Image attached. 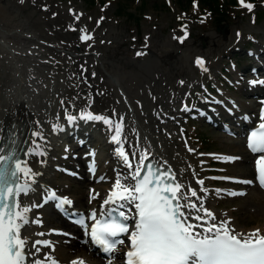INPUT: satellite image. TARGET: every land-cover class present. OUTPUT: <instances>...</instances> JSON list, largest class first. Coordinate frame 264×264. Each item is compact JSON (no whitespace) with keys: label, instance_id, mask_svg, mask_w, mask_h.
I'll list each match as a JSON object with an SVG mask.
<instances>
[{"label":"bare ground","instance_id":"6f19581e","mask_svg":"<svg viewBox=\"0 0 264 264\" xmlns=\"http://www.w3.org/2000/svg\"><path fill=\"white\" fill-rule=\"evenodd\" d=\"M6 1L11 3L10 0H0V130H2L5 137L9 135L15 136L20 142L22 149H27L31 146L33 139L31 132L37 129L43 133L48 142L45 157L33 156L28 158L30 165L42 173L38 178L36 190L28 197L29 202L40 203L45 190H56L57 194L61 197L67 195L74 204L72 209L78 208L81 211L80 213H83L82 211L85 208L86 214L95 208H97V211H100L101 203H103L112 189L117 172L127 171L115 154L111 156L104 152V145L116 146L110 142V133L106 130V126L102 122H86L83 120H78L74 126H67L65 120L66 108L74 115H79L81 110H91L94 114H103L105 116H110L112 110L115 109L117 119L120 115H124L125 117L124 135L127 136L128 141L133 146L136 143V135L133 132V129H135L139 132L142 145L144 144V138L147 137L148 143L152 145V152L155 154V157L158 160L167 161L168 166H171L177 172L178 178L186 182V179H189L187 184H190L192 188L196 189L198 194L204 195V193L199 191V185L191 178L192 174L187 171L184 165L187 163V160H191L193 165L191 166L190 172L197 170L193 153L187 149L185 152L176 151L169 146L170 142H168L170 135L176 133L175 136H177V130L171 126L178 127L181 121L180 116L185 115L186 111L184 108H180L181 111L178 110V113L173 115V117L165 111H160L155 100L165 110L166 108L164 107H169V104L175 101V96L168 97L171 101L164 96L163 98L161 94L166 90L164 89L163 91V88L159 86H152L151 81H155L156 79L152 80L147 75H144V73H142L144 75L143 78H146L144 81L148 84L146 90L144 88L145 86L139 83L140 80L138 78L131 77L132 73L130 76H124L126 73L119 72V68L116 67V62L123 63L122 67L127 66V64L137 60L133 57V54H130L131 56L129 55V57L125 53L117 55L114 49L111 50L107 46L111 40H103V46H101L100 40L97 41L100 36L98 34L99 31L94 32L92 34L93 39L87 42H83L81 39V36L84 35L83 32L77 35V40L71 38L69 36V29L72 25L79 23L82 25L86 24L81 22L80 19H75L80 14L77 10L74 12L66 9L64 12L61 9L51 6L49 10L42 11L38 16L37 20L39 21H35L32 24L33 26L35 25V30H33L30 28L32 26L29 24L30 22L27 23L30 15H27V21H24L25 19H22V13H18L17 15H14L11 11V13H7L4 10L9 5ZM41 4L45 5L46 3L41 2ZM58 25L61 28H58ZM112 32L101 36V38L107 37V39H110V35H113ZM147 42L143 44V48L147 51L149 49L150 52L157 54L155 56H158L162 61H165L166 58L174 54V51L171 49H165V47L160 48V44L153 42L152 39L151 43L148 42L146 46ZM256 44L258 45V42ZM259 45H262L261 47L263 48L258 49V51L251 50L249 54V58L255 61L253 69L249 72L250 64H247L244 67L245 72L241 68L242 79L238 78V80H235V83L238 84V92H241L243 95L258 96V91L264 88V85H260L259 83L255 85L250 83L255 80L251 78L252 75L262 73V69L264 68V61L261 59V57H264V41H260ZM259 45L257 47H260ZM111 47L114 48V45ZM111 57L113 59L108 61V58ZM205 63L208 64L206 61ZM173 64L175 65V63ZM140 65L138 68L143 69L144 65ZM152 65H155V63H152ZM92 67L97 72L94 78L92 76V72H94ZM209 67H211V61L209 62ZM83 69H86V71ZM182 72L189 74L186 69H183ZM155 74L157 72L153 75L155 76ZM166 75L168 74L163 70L160 76L164 77ZM248 76L250 77L248 78ZM101 78L104 80L100 81ZM186 83L188 82L184 81L183 85H186ZM196 84L191 82L192 86ZM162 85L165 88V83H162ZM170 85L166 86L168 88L167 92L171 88ZM57 96L59 97L56 98ZM175 98L177 99V97ZM62 101L63 103H61ZM137 101H140L139 105L136 103ZM214 101L217 102L211 108L205 109L203 113L199 114L201 120L217 121L216 123H220V115L225 118L228 117L229 119L233 115H238L242 119L243 115L248 114L246 117H249V119L240 120L238 127L246 120H253V115L251 114L253 109L247 102L240 100L237 95L231 96L228 100ZM153 108L157 109L154 110ZM232 122L234 123L235 121L233 120ZM58 124L64 127L65 130L54 131L55 126ZM25 126L26 129H24ZM60 134H66V137H62ZM222 137L229 142L232 141L229 140V137L226 138L225 135ZM232 142L233 144L230 145V148L233 151H230L225 157L236 156L240 157V159L230 162L232 167L225 172H228V175L236 181H253L254 173L250 165L253 157L239 141ZM99 144H101V147L95 153L94 149L97 150ZM66 148L68 149L67 151ZM77 148H80V153H78L80 154L79 160L76 163L78 167L75 165L73 169H76L78 178L82 180L83 185L87 184L86 187L88 185L91 187L90 197L96 196L95 199L87 204L84 203L82 196H76L75 193H72V195L69 194L68 186L70 185L52 181L50 177V174L54 170H62L65 167V163H70L67 160L68 158L73 162L74 157L72 156V152L76 151ZM125 149L129 151L127 145H125ZM93 152L95 154L94 156L92 155ZM129 156L131 158L130 151ZM87 158L90 159L87 164L88 169L92 164H94V168L96 169L93 177H90V175L86 176L83 169L84 161ZM38 159H44L45 163H37ZM137 159H139V154H137ZM100 177L105 178L101 184L106 182L108 183L107 186L103 187L94 182L97 179L101 180ZM206 189L209 190L206 198L208 201L216 202L219 199H228V197L225 198V196H221L220 193L212 189ZM98 197H100V203L95 206L94 200ZM193 200L195 201V198ZM209 210L218 219H226L219 213L217 215L214 210ZM31 215L33 217H40L43 223L42 225L33 224L28 227L27 231L29 235L32 239H48L56 242L55 255L61 261V264H71V261L78 258H83L85 264H108V261H98L92 254L85 253L86 250L83 251L85 246H78L80 244L77 242L68 245V249L60 246L58 240L61 238L60 236L62 235L60 233L62 232L53 231L48 227L51 224L49 221L51 215H55L56 220H61L54 211L46 209V207L43 209L42 207L35 209ZM59 222L64 226L62 227L64 230L69 229L64 221ZM259 230L261 234H264V227L259 228ZM41 231L51 234L44 237L34 235ZM238 231L240 230L238 229ZM68 236L74 239L77 238L73 234ZM81 241L83 242L82 239ZM44 251H47V249H43L41 255ZM76 251L82 253L77 254ZM67 253H76L77 255H69L70 257H68Z\"/></svg>","mask_w":264,"mask_h":264},{"label":"snow or ice","instance_id":"6c2138e0","mask_svg":"<svg viewBox=\"0 0 264 264\" xmlns=\"http://www.w3.org/2000/svg\"><path fill=\"white\" fill-rule=\"evenodd\" d=\"M19 3L23 5L25 0H19ZM241 3L249 10L253 8L251 3L245 4L243 0ZM44 10L47 11L46 8ZM76 19L79 20L80 16L77 15ZM82 31L87 33L86 28ZM187 38L185 31L179 43L183 44ZM81 39L87 42L93 37L86 34ZM145 55L146 52H136L137 57ZM195 64L203 72L209 71L204 59L197 58ZM95 75L92 72V76ZM250 83L264 85V80H253ZM136 103L139 105L140 101ZM184 110L191 109L185 105ZM260 119L264 121V111ZM65 120L67 126L76 125L78 120L102 122L110 133V142L117 146L115 155L127 170L117 172L99 214L95 209L87 216L72 212V216L76 217L73 222L83 228L84 235L92 245L107 254L108 264H112L118 246L125 244V236L130 242L125 264H264V234L259 229L241 232L232 225L230 219H218L205 207L209 191L204 187L205 180L196 181L200 186L199 191L204 193L200 196L190 184L178 178L177 172L168 166L167 161L155 157L147 137L144 138V144H141L139 132L135 129L136 143L133 146L124 135V115L117 119L115 109L110 116L94 114L91 110H81L79 115H74L66 108ZM55 130L64 131L65 128L58 124ZM31 136V146L22 149L15 136L5 137L0 130V264H61L55 255L56 242L32 239L27 229L33 224L43 223L40 217L31 215L35 209L51 202L57 210L64 212L66 206H71L73 202L67 196H59L56 190H45L40 203L29 202L28 197L36 190L42 173L30 165L28 158L45 157L48 143L38 129L32 131ZM125 145L131 152V158ZM248 148L254 153L264 154V122L259 124V131L250 133ZM188 151L193 152L194 149L189 148ZM238 159L240 157L228 156L222 162ZM37 163L43 164L45 160L38 159ZM257 165V179L260 187L264 188V156L258 159ZM94 167V164L90 165V170L94 171ZM235 182L253 184L252 180ZM227 195L236 197L245 193L230 192ZM95 198L90 197V202ZM50 234L41 231L34 235L44 237ZM84 242L88 243V239ZM43 249L47 251L41 255ZM71 264H85V260L78 258L71 261Z\"/></svg>","mask_w":264,"mask_h":264},{"label":"rangeland","instance_id":"374dc122","mask_svg":"<svg viewBox=\"0 0 264 264\" xmlns=\"http://www.w3.org/2000/svg\"><path fill=\"white\" fill-rule=\"evenodd\" d=\"M10 1L11 3L6 1L9 5L6 7L7 9L4 10L7 11V13L11 11L14 15L22 13V19H25L24 21L28 20L27 23L30 22V25L34 24L35 21H39L37 18L42 11H45V8L49 10L51 6L61 9L64 12L66 9H70L74 12L77 10L80 13V21L86 24L82 25L79 23L72 25L69 29V36L71 38L77 40V35L82 33V29L84 28L87 29V35L91 36L94 32L99 31L98 34L100 36L97 41L100 40L99 42L101 46H103V40H111L107 46L110 47L111 50L114 49L117 55L125 53L129 57L130 54H133V57L137 60L133 63L127 64V66L122 67L123 63H117L115 61L117 64L116 67L119 68L120 73H126L124 76H130L132 73L131 77L138 78L140 80L139 83H142L143 86H145V90L147 89L146 86L148 84L144 81L146 78L144 79L143 77L144 75H147V77L152 80L156 79L155 81H151L152 86H159L163 88V91L164 89L166 90L162 94L159 93L162 97L164 96L166 99L170 96L177 97V99L174 97V104L171 103L169 104V107H164L166 108L165 110L158 101L155 100L160 111H165L173 117V115L178 113V110L181 111L179 106L184 107L187 105L188 108L191 109L190 111H186L187 115L180 116L181 121L178 124V127L169 125L177 130V136H175L176 133L170 135L168 142H170L169 146L176 151L179 150L185 152L187 151L186 149H194L192 153L197 168V170L194 171L195 176L193 175L194 172H190L191 167H189V165H193L191 160H187V163L184 164L187 171L192 174L191 178L195 183L197 181L196 179H204L205 188L214 191L219 189L221 196H225V198L228 197V199H219L216 202L205 200L206 207L214 210L216 214L219 213L226 219H230L237 230L239 229L243 232H249L264 227V194L259 192L255 185L250 187L248 193H246V191H244L246 189L240 190L243 189V186L233 183L230 180L220 179L222 177H227L225 175L229 174L228 172L226 173L221 170L225 171L232 167L229 162H222L223 158L225 157V154L233 151L230 148V145L233 144L232 141L237 142L236 140H239L240 144L243 146L241 137L231 138L232 141L228 142L222 137L224 134H222L221 131L214 129V126L207 124L197 116L199 110L202 108V104H204L205 100L203 99H209L211 96H214L212 94H215L216 91H218L217 89L226 92L228 96L237 95L242 101L248 100V104L254 109V102L249 98L250 96H244L241 92H238V84L235 83V80H238V78L242 79L241 68L244 69L247 65L242 55H244V53H250L251 50L258 51V49L263 48L261 47L262 45H259L260 41H264L263 3L259 2L260 5L249 10L243 6L241 0H238L236 5L234 0H228L229 6L224 5L219 10H215L213 6H210V11H216V13L211 16V14H209L202 6L200 0H193V3L189 0H98L94 3L90 0H36L35 2H33V0H25V3L23 4L24 6L19 3V0ZM41 2H45L46 4L42 5ZM243 3L247 4L246 0H243ZM118 8L122 9V12L119 14L117 13ZM30 12L32 13V16ZM226 12L228 15H226ZM129 13H132V16H128ZM27 15L31 16H29L30 19ZM215 15L223 16V19L226 20L219 23L217 22ZM101 17H103L102 20ZM97 21H99L98 26ZM185 25L187 26L186 29L184 28ZM34 26L32 25L30 28L35 30ZM57 27L61 28L60 25ZM109 30L110 32L113 31V35H110L111 38H101V36L109 34ZM185 31L188 34V38L183 44H180L179 38L184 36ZM83 33L86 35L85 32ZM151 39L155 43L158 42L160 48L165 47V49L168 48L173 50L174 54L170 56L172 59L169 57L166 58L165 61H162L158 56H155L157 54L150 52L149 49L148 51L145 50L143 44L147 41L151 43ZM148 42L146 46L148 45ZM257 42L260 47H257ZM113 45L114 48L111 47ZM137 51L146 52L147 55L137 57ZM113 57L108 58V61H111ZM197 58H202L208 62V64H206V67L209 70L208 72H203L195 64ZM232 60L237 61L238 67L231 69L230 71L232 74H230L227 71V67L231 66L230 62ZM210 61L211 67H209ZM152 63H155V65H152ZM173 63H175V65ZM139 65H144V68H138ZM159 68L161 69L159 70ZM183 69H186L189 74L182 72ZM92 70L97 75L94 67H92ZM99 70L101 71L100 68ZM163 70L166 71L168 75L164 77L160 76L162 75ZM233 70H236L237 73H233ZM156 72L157 74L154 76L153 74ZM142 73H144V75ZM158 76L161 77L162 80ZM228 77L234 85L236 84V89L231 88L232 86H230L228 82ZM261 77L264 79L263 75H261ZM103 78H101L100 81L104 80ZM258 80L261 79L259 78ZM180 81L188 83L183 85ZM191 82L197 84L192 86ZM162 83H165V88ZM167 85H170L172 88H169V92H167ZM217 86L220 88H217ZM227 88L230 90L228 91ZM58 97L59 96L56 98ZM148 99H150V97H148ZM168 100H170V98ZM153 109L155 110L157 108ZM74 111L76 110L74 109ZM223 121L233 123L229 120ZM182 131H184L186 136H183ZM178 133L180 134L179 136ZM200 136L201 138H206L210 141L205 142L204 140L202 142ZM104 146V150L108 154H114L113 147H108V145ZM99 147H101V144ZM212 154H215L216 156H213ZM73 155V162L76 164L78 163L80 154L78 155V151H76V153L73 152ZM75 155L78 156L76 157ZM67 160L72 162L69 158ZM212 167H216L217 169L212 170ZM54 171L50 174L52 181L70 185L68 186L69 194L72 195V193H75L76 196H82L84 203L86 204L90 202L89 192L91 187H89V185L87 187L86 185H83L84 183L78 178V175L77 179H72L68 175H61L62 171ZM213 177H216L217 179H213ZM186 180L187 182L189 181V179ZM97 184L102 185L103 187L108 185L106 182L103 184L98 182ZM233 188H236L237 191L245 192L246 195L236 197L227 195V193L232 192L229 191V189ZM94 201L95 205H97L100 201V197ZM50 218L49 221L51 224H49V228L60 230V228L64 227L59 221L63 220L66 222V220H55L53 215H51ZM68 227V233L75 232L70 226ZM77 235L80 237L82 233L77 231ZM69 237H61L58 240L60 246L67 248L68 245L76 242L71 239L72 237ZM80 242L82 244L80 243L78 246L84 245L81 239ZM62 249L64 250V248ZM83 251L87 254H92L85 247L83 248ZM76 252L77 254L82 253L80 251ZM77 254L67 253L68 257ZM92 256L96 258L94 254H92ZM117 261V259L114 260V262Z\"/></svg>","mask_w":264,"mask_h":264},{"label":"trees","instance_id":"16d2710c","mask_svg":"<svg viewBox=\"0 0 264 264\" xmlns=\"http://www.w3.org/2000/svg\"><path fill=\"white\" fill-rule=\"evenodd\" d=\"M207 6H213L215 10H219L223 5L218 0H203ZM216 12V11H214Z\"/></svg>","mask_w":264,"mask_h":264}]
</instances>
